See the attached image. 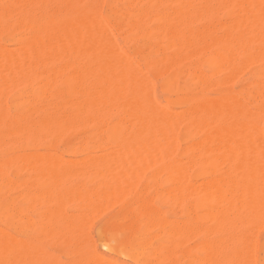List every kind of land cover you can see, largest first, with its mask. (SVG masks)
I'll return each mask as SVG.
<instances>
[{
	"label": "bare ground",
	"instance_id": "obj_1",
	"mask_svg": "<svg viewBox=\"0 0 264 264\" xmlns=\"http://www.w3.org/2000/svg\"><path fill=\"white\" fill-rule=\"evenodd\" d=\"M82 1H86L85 6L80 8L78 6V3L82 2ZM100 1L102 2V0H29V1L26 0V2L23 3V1L22 2H19V1L15 2L12 0H0V15H2L3 17H6V19H8V20L13 15H15L16 16L15 19L18 20L17 23L19 21L25 23L27 28H28V31H29L28 36L25 39H22L21 41H19V44H21V46L16 44V46H19V47L18 48H12L15 50H11V48L9 49L5 45L0 44V82L5 85V86H3L4 89L6 90L5 87L8 86L9 81L14 79L15 76L20 78L19 80L18 79H16V80H17V82L20 81L22 84L24 82H26L28 78H35V77L39 78V76H40V78L42 77L44 79V80L41 79L44 82L43 81L39 82L40 84L43 82L42 86H40L38 84L39 88L43 87L44 83H45V86H46L45 88L48 91H50V89H52V87L51 88L49 87V86H51L50 83H52V82L56 83V81L58 80L57 82L60 81L61 84L58 87V89H56L55 95H57V96L59 95L60 97L62 96L63 97V103L67 102V103H69L68 105H70L69 109H61L58 107L57 108L51 107V109L46 110L43 113H41V111H40L41 115H39V116L35 115L36 117L31 116L32 114L31 115H28V114L24 115L23 119H22L23 124L18 126V124H16L14 119L10 120L8 118L7 112L4 111V109L2 108L5 106V105H3L4 101H2L3 106L2 107L0 106V137L8 131H11V132H8V134L10 133L9 136H12V135L14 136V134H13L14 130L19 131V129L22 130L21 131L22 135H20V136L23 137V134H25V133H26L25 135L30 134V133L34 134L32 132V130L38 129V131H39V128H41L42 131L46 130L49 133H52V131H57L61 128H66V127L72 128L75 126L81 127L83 124L78 125L79 118L84 117V116L90 117L94 121L99 120L102 122V120L105 118H102V117L100 118V116H101V114L103 115L104 112L100 113L101 110H99V109L108 108L109 112L111 114V109L115 106V108H113V111H114V109H119V111L124 109L122 112H125L124 114L119 115V117L116 116L117 119H115V120L112 119L111 121H114V123L112 124V122H111L112 125L111 126L108 125L109 126L108 129L106 128L107 129L106 132L108 133V138H107L106 144H104L106 140L104 141L103 144L105 147L109 148V152L107 150L104 151V149H103L104 152L102 154H100L101 157H97V156H99L97 154H96V156L95 155L90 156L87 153V157L85 154V157H84L85 159H83V160L81 159V161L78 160L79 162H77V160H74V161L72 160L73 162H75V163H73L71 161V159H67V161H65L66 159H63L62 162L65 161L64 163H61L60 165L56 164V166H55L54 163L49 162V160H47V159L46 160L49 163L47 164V162H46V164H45L44 162L46 160L45 159L42 160L43 158L42 159L38 158L39 162L42 161V163H36V162H38V160L37 161L35 160V158L37 159V157L33 156L32 154H30V155L28 154L29 156L32 155V158L29 159L30 164L27 163L25 165L30 167V165L35 163L32 166L33 173L38 178L39 177L42 178L48 185L46 187H49V188H46L47 189L46 191H43V192L37 191L38 193H40L38 195L35 191L34 192L35 196L34 195L33 196L36 199L38 197H41L42 199L40 198L39 200H41L43 202V204H44V200L46 201L45 203H47V204H48V202H52L51 208L44 209L42 207L44 214H45V210L47 211V218H46V216H44L43 213H38L39 217L41 214H43V218L45 217L47 219L45 224H44L45 226H43L41 224V226H43V227L42 228L39 227V230L40 231L42 230L43 234H46V233L47 234H58V233H63V231H64L65 233L68 232V235H69V233L72 230L73 231L75 230L74 229L75 226L77 224L79 225V223L81 224L80 228H79L80 231L83 230L81 228V226H83L84 224L81 223V220L83 218L84 213L86 216V211H87V213L89 212L90 215L92 214L91 216H89L87 214V217H89V219H92L93 217H95L93 215L94 212L93 213L91 212L93 207H94L93 211H95V206H97V204L100 205V208L101 207L103 208L106 204V200H109L110 202L109 201H107V202H109V205L110 204L112 205L113 204L112 200H115V198L110 200L109 197L113 198L116 196L118 198V197L123 195L122 192L130 193L128 191V189H130L129 187L131 186V190L133 189V184L135 183L134 182L135 178L139 177L141 175V173H143V170L145 169L144 167H146V165L152 166L153 164H158V165L160 164V166L164 170V174L166 173L165 175L170 180V181L169 180L168 181L169 182L172 181L173 187L171 186V188L170 187L168 188V189H171V192H169L170 194H172V196L170 195L171 197L168 196L169 193L164 194V191H162V190L161 191L163 194H159V196L162 195V198H163V196L166 195V198H170V201L172 200V197L177 199V201L175 200V204H174V205H176V207L178 205V203L176 204V202H181V200L185 202L188 200V202H186L188 204V208H187L188 210L191 209L192 206H195L196 208L204 206L207 208V210H203L202 212H204V211H207V212H204L203 214H199V213H202V212H200L201 211V209H200L199 212H196V214L194 213L195 217H192L191 219H189L185 223L183 221L184 224L181 221H176L177 223L178 222L182 223V227L180 225H177V223L174 224V221H172L173 219L172 220L170 219L172 223H170V221H168V223H170V227L168 226L169 227V228L167 227L168 230L167 229H166L167 231L165 230L166 233L168 234V237L166 239L162 240L160 242L159 246H157L158 250L157 251L155 250V252L157 253L159 258H164V260L166 259V260L170 261V263L174 262V254L176 253L177 249H179L178 247L180 246V244L183 240L182 239L180 241V239L182 237L183 238L187 237V235L191 232L190 231L187 233V230H190L194 225H200V227H201L202 225H204L203 221H205V220L207 221V219H209V221H210V219L211 220L213 219L214 221L212 220L211 222L217 223L218 226H216V225L215 226L220 228V231L218 230V232H222V233L224 231L226 232V235L224 232V236L227 237V238L224 237L225 240L229 239V237L227 236V232L230 233L229 232L230 228L233 229L238 225L240 226V224H244L243 222H245V221L248 222L247 223L248 228H247V226L243 227V228H247L248 229L247 232L249 231V229H251V232L249 231V233L251 234L252 230H253L252 228H255L253 226H256L258 224V222H257V221H259L258 219H260V221L262 222L261 219H262V217H264L263 216L264 215V213H263L264 212V133L261 130V127H262L261 121L263 119L258 118L261 120V121L259 120L260 125L259 126L256 125V124H259V123H257L258 122V120L256 119L257 117H255V115L257 116V114H255L256 111L254 112V109H253V111H251L252 109L250 110L246 106L247 104H245L244 101H241L242 98L241 99H240V97L238 98L237 97L238 94L236 96H234V93H232V92L231 93L233 95L227 94V93L226 94L222 93L223 94V95L221 94L222 96L220 95V97H219V95L217 94L218 98H215V97H217V96H215L212 99H209L210 97L207 99H206V97L197 99L196 97L191 96V95L188 97H186V96L184 97V96L179 95V97H175L174 99H173V97H170L171 98L170 100H172L173 103H177L178 105L184 104L183 107L185 108V106H186L187 108H186V110H182L183 112L181 111V113H179V112L175 113L176 111H174V110L171 111L170 110L171 108H170L169 111L171 113H165L164 111L167 110L168 107L166 105L160 103L159 101H157L151 92L153 89V88L151 89V87L153 86L152 85L153 81H151V78H149L147 76V74H145L146 76L145 75L141 76L139 74L135 75L133 73V71L130 72V70L138 68L139 69V70L137 69L138 71H143L142 69H140L138 67L137 61L141 62L146 67L150 66V68L152 65H154V64L158 65L160 63L161 65H164V71H170V70L174 71V72L171 71L172 73L169 72V75L167 74V76L162 78L163 81H162L161 85H163L165 88H167L171 91H174L176 93H178V92L183 93L184 91H187V90L191 91V90H193V88H191V85L189 86L188 84L179 83L180 75H183L184 73L182 74V72L185 71V69L183 71H181L182 68H184V66L183 67H181V66H182L183 62H186V60H188L190 58H194V56H196V54H197V57L199 58L198 53H200V52H201V54L206 53V52L202 53V51L206 50V49L205 50L202 49L203 45H204V48H206V46H208L207 53L209 52V47H212L213 49L218 48L217 50H219V52H216V49L214 51L213 50L211 51L212 55H213L212 52H214V53L216 52L218 54V56L215 58L213 57L212 59L210 58L211 64H213V66L217 69L220 68L217 71L219 72L221 70L222 66L220 67V64L225 65L227 69L231 70V71L229 70V72L228 71L227 72L228 73L231 72L233 77H235L236 75L234 76V72L238 69L236 66L240 63V61L244 60V57H243L244 55L249 53L250 54L249 60L250 59L254 60L257 58L256 56L258 53H253L256 55L255 56L256 58L253 57L254 55L252 54V52H254L255 49H253L252 52H250L251 51L250 48H252V47L255 48L257 45L258 51H256V52H259V54L263 55V53H260L261 49L259 50L258 48L264 49V0H134L135 1L134 4L137 3L139 5L136 6L134 12L131 11L132 13L130 14V17L126 20L125 19L122 20L123 19L122 16L125 17V14H124L125 12L123 13V12L116 10L118 7L116 9H112L110 7L111 10L108 12V16L110 15L109 18L112 17L114 26L116 27L117 30L121 31L123 34H126L127 32L128 33H136L137 36L140 35V36H142V38L143 37L145 38V37L151 35L154 37H160V39H163V41H165L164 46L171 48L172 52L170 50V52H171L170 55H168V54L167 55L163 54V56L161 55L162 57L159 58V60L157 59L158 61H154V60H152L153 59L152 57H151V59H149V57H148L150 52L152 53L153 51H156L153 48V47H155L152 45L153 43H151L152 47L149 46V44L147 45L145 43H143V45L140 47L135 46V51H134L135 56L134 57H136V60L131 59L122 50V48L116 44V42L113 39L114 38L113 32L108 27L107 23L105 22V19L100 15V10L97 7V5ZM119 1H117V2H119ZM127 1H129V0H127ZM101 4L102 3H100L99 5L101 6ZM169 4L170 5L171 4H177L176 9L175 8L174 9L172 8V10L169 9V7H168ZM106 5H105V7H106ZM116 5H118V4L116 3ZM153 5H154V7H152ZM4 7H7V8L4 9ZM33 7H38L40 9V10H38V12H39L38 14H33V12L28 13L30 11L29 9H31ZM107 8L109 9L108 6H107ZM113 8H114V6H113ZM216 8L220 9L219 11L223 10L224 12L226 11V12L233 13V15L234 14L236 15V13H237V17L235 16L236 19L235 20L232 19V22H231V19L228 18V22H230V23H227V21L223 22V19H222V21L218 19L219 22H218L217 26H215V25L213 26L212 25L213 22L211 23L212 26H210V24H208V23H210L212 20H209V19L210 18L212 19V17L219 14V13L215 14ZM24 9L29 10V11L24 12ZM103 10H105V9H103ZM149 10H153L154 12L152 15H154V17L157 18V20H158L157 22H159V20L161 22V26L160 27L158 26V31L157 32L154 31L155 34L146 32L147 30H145L142 27V23H143V21H145L144 18H145V16H147L146 14H147V12H149ZM219 11H217V12H219ZM129 12H130V10H129ZM12 13H15V14H12ZM105 14L106 13H104V15ZM149 16H151V15H149ZM106 17H107V15H106ZM198 17H202V19H199ZM146 18L150 21L148 16ZM196 18H197V21L205 19V22H208L206 28L199 30L196 28L199 25L195 26L196 29L194 27H192L193 26L192 23H193V21H195ZM3 19L5 20V18H3ZM147 19H146V21H148ZM207 19L209 21H206ZM213 19L215 20L216 17ZM215 23H216V21H215ZM8 24L9 23H2V22L0 23V33H3V32L6 33L7 32V34H8V32H9L8 31L9 30ZM204 25H206V24H204ZM148 29H150V28H148ZM155 29H157V27H155ZM10 33L8 35H10ZM7 36H4V39ZM133 36L132 37L130 36V38H133ZM140 36H139V38H140ZM20 37H17V40ZM13 38H14V36H13ZM128 38L129 37H127V39ZM10 39H8V40L10 41ZM12 40L14 41L15 39H12ZM155 40H159V39L156 38ZM143 41L144 40H142V42ZM127 43H129V42H127ZM158 43H160V42H158ZM162 43H164V42H162ZM254 43H256L255 46H254ZM137 44H139V42H137ZM155 44H156V42H155ZM3 46H5L6 48ZM159 49L160 48H157V50H159ZM201 49H202V51H201ZM238 49H242L244 52H245V50L247 52V49H249L250 51L245 53L242 56V60H241V57L239 60V58L234 54L235 51L236 52L238 51ZM242 50H240V51L243 52ZM130 51H132V50H130ZM263 52H264V50H263ZM207 53L205 56H207ZM240 53H238V55ZM161 54H162V52H161ZM201 54H200V57H201ZM241 54H243V53H241ZM208 55H210V53H208ZM262 55L260 56V58L258 57L256 60L260 59L259 62H261V60L264 61L263 60L264 58L261 59ZM205 56H203V57H205ZM246 56H248V54ZM67 57L71 58V60H72L71 63H69V61L67 62L68 64L63 62L64 59H66V60L69 59ZM158 57H160V56H158ZM203 57L201 58L203 60V62H205L204 60L207 61L209 59L208 57L207 58L205 57L206 59L205 58L203 59ZM248 57H246L245 61H247ZM251 57L254 59H252ZM61 60H62V63H61ZM250 61L249 62L247 61L246 64H243V66L244 65L246 66L248 63H250V64H248V66L251 65V63H256L255 61H251V62ZM208 62H206V63H208ZM210 62H209V64H210ZM215 63H217V65ZM243 63H245V62H243ZM160 64L157 67H160ZM53 65L56 66V68L52 67L53 69L52 68L49 69L50 66H53ZM195 65L196 64L193 63V65L191 66V68L193 70L192 71L189 70L191 73V75H189L190 77L188 76L189 79L193 80V82H195V81L201 82V83L205 82L201 76L202 74H200V72H202L201 71L202 69L200 71L197 70V72H196V66ZM218 65H219V67H218ZM243 66H242V68H243ZM214 67H213L214 70L213 69L210 70V72H209L210 75H211V73L215 72ZM238 67H240V66H238ZM161 68L158 70L159 71L158 74L163 75L164 72H163V69H162V72L160 71ZM223 68H224V66L222 67V69ZM263 68H264V66H263ZM234 69H236V70L234 71ZM212 70H213V72H212ZM259 70H261V69H259ZM217 71L215 73H217ZM222 71H224V70H222ZM239 71H240V69L238 70V72ZM256 71H254V72H256ZM151 72H152V70H151ZM155 72L157 73V69L155 70ZM260 72H262V71H260ZM36 73H38V75H36ZM207 73H208V71H207ZM235 73H237V72H235ZM259 75H261V74H259ZM262 77H264V75H262ZM21 78L23 79L22 81H24V82L21 81ZM38 78H37V80L39 81ZM145 78L148 81H146ZM260 78H261V76H260ZM220 79H221V77H220ZM228 79H227V81H228ZM251 80H253V79H251ZM251 80H250V83L252 82ZM15 81H13V82L15 83ZM28 81L30 83H27V82L26 83L28 85L30 84L29 86H33L32 83H35L34 79H33V81H31V79ZM258 81H260V80H258ZM262 81H264V80H262ZM20 82L18 83V85L21 84ZM150 82L152 85V86L150 85L151 87L148 84ZM186 82H188V81H186ZM255 82H257V81H255ZM1 83H0V85H1ZM12 83H10L11 86H12ZM14 83H13V87L15 86L16 89H18L22 86V85H20V87L16 86L17 84L16 83L14 84ZM25 84L23 86H26ZM52 84H54V83H52ZM210 84H211V82H210ZM213 84L214 83H212V85ZM28 85L26 87H29ZM35 85L37 87V83ZM193 85H195V84H193ZM205 85L207 87V82ZM258 85L259 84H256V86H258ZM208 86H210V85H208ZM3 87L0 88L1 89L0 90L1 95L3 92L7 95L8 92L12 91L11 89L9 90V88H11V87L8 86L9 91L6 93L7 90L5 91L3 89ZM13 87H12V89L16 90ZM33 87H35V86H33ZM206 87H203V88L205 89ZM247 87H249V86H247ZM39 88H37V92H38ZM216 88H219V87H216ZM29 89H31V88H29ZM42 89H44V88H41L40 91ZM252 89H254V88H252ZM2 90H4V91H2ZM20 90H22V87L20 88ZM34 90H36V89L34 88ZM46 90L44 89V91H46ZM215 90L218 91L217 89H215ZM196 91H198V90H196ZM233 91L235 92V90H233ZM247 91H248V89H247ZM35 92H34V94H35ZM39 92H38V94H39ZM253 92H255V91H253ZM43 93H41L40 95L43 96ZM200 93H203V92H200ZM245 93L246 92H244V94ZM250 93L251 94H247L248 95L247 98H250V97L251 98L252 97L257 98L258 96H260V98L263 97L264 96V82L261 83V88L258 89V91H256L255 93H252V92H250ZM15 94H17V93H15ZM15 94H12L13 96L10 95L9 97L12 99V98H14ZM239 94H241V92H239ZM20 95H21V93L17 96H20ZM22 95H24V94H22ZM168 96L169 95H167L166 97H168ZM199 96H200V94H199ZM243 96H245V95H243ZM4 97L2 98V100L4 99ZM46 97H48V95ZM23 98L25 99V97H23ZM251 98H250V100H251ZM45 99H47V98H45ZM164 99H167V98H164ZM167 100H168V102L172 103L171 101H169V97ZM0 101H1V99H0ZM14 101L16 102V100H14ZM14 101H12L14 104L12 102L10 103L12 105L9 104L10 106H12V108H14V106L17 105ZM18 101H19V99H18ZM23 101H25V100H21V102H23ZM260 101L256 100V102H258V103H260ZM44 103H45V101H44ZM53 103L55 105H57L55 103V101ZM103 105H104V108H102ZM105 105H108V106H105ZM111 105H112V107H111ZM254 105L257 106V103L253 104V106ZM262 105L264 106V104H262ZM20 106H21V104H20ZM18 107H19V103H18ZM110 107H111V109H110ZM16 108H17V106H16ZM258 108H259V105H258ZM18 109L14 108L13 110H18ZM38 109H39V107L36 108V110H38ZM261 109H263V108H261ZM105 110H107V109H105ZM248 110L251 111L250 112L251 114L249 113ZM116 111H118V110H115V112ZM259 111H257V113ZM262 111H264V110H262ZM21 112L25 114V112H23V111H21ZM115 112H113V113H115ZM118 113H120V112H118ZM259 113L261 114V112H259ZM106 114H108V115H106ZM106 114H104L103 117H105V116L110 117L108 112ZM260 114H259V116L262 117ZM253 116L255 117L256 121H254ZM16 118H19V117L17 116ZM91 119H90V122H91ZM84 120H86V122H87V119H84ZM82 121H81V123H82ZM97 121H96V123H97ZM182 121H183V123H184V121L187 123L188 127H185V128H187V129L189 128V129H191V131L203 130L202 133H204V135L201 133L203 135L202 136L203 140H202V137H201V135H199V131H198V134H197V135H199L198 136L199 141L197 140L198 142H196V140L194 142L193 139L191 140L189 138L191 140V142L192 141L194 142L193 144L190 143L191 144L190 148L188 147V149H191L190 153L192 152L193 154L191 153L192 156L189 157L191 155L189 153L190 154L188 156L189 160L188 159H186V160H187V162L188 161L194 162L197 166L196 168H193V167H195L194 165H193V167H191L192 165H189L192 162L187 163L188 166H190V168H189L190 170H191V168L195 169L194 172L192 171L193 172L192 174L189 173L190 170L188 171L187 164H185L186 167L184 166V164H182L185 157H187V156H185L183 160L180 159V160H182V162H181L177 158L178 154H176V148H177L176 144L178 145V143H177L178 133H179V131H181L180 135L181 134L183 135L184 132H186V131H184L182 133V131L184 129L179 130V124ZM101 122H99V123H101ZM106 122H108V121H106ZM96 123H94V124H96ZM99 123L97 126H102V124L100 125ZM102 123L105 124L104 121ZM186 123H185V126H186ZM92 124H93V122H92ZM180 128H181V126H180ZM182 128H184V127L182 126ZM90 131L91 130H88V132H90ZM34 132L36 133L35 130H34ZM17 133H19V132H17ZM184 135L187 136L186 134H184ZM16 136H18V135L16 134L15 138H16ZM29 136H31V135H29ZM85 136L86 135H84V137ZM179 137L181 138L182 136H179ZM6 138L9 139L8 135ZM181 139H183V138H181ZM12 141H14V139ZM6 142H4V143L7 144L8 142L7 143ZM101 142H103V141H101ZM87 145H89V144L87 143ZM90 145L92 146V143ZM85 147H87V146H85ZM188 149H186V151ZM3 150H4V148H3ZM3 150L1 151V153L4 152ZM82 150H83V148H82ZM179 150L177 152H179ZM75 151H77V150H75ZM86 151H88V150H86ZM186 151L183 150V152H186ZM105 152H107V154ZM76 153H78V152H76ZM104 153H105V155H103ZM89 154H92V153H89ZM179 154L182 155V151ZM28 155L25 154V156H28ZM53 155H52V153H51V155L49 154V156H51V159H58V158L61 159L62 158L61 156L57 157L56 155H58V154L53 153ZM17 157L19 159L20 156H17ZM25 159H27V158L25 157ZM68 160H70V161L68 162ZM26 161L28 162V160H26ZM8 163L9 162L6 160L0 162V222L7 227L14 228V231L16 230V231H22L23 232V230L26 229L27 227H29L31 224L25 223L24 221L22 222L19 219L21 217L17 216L18 214H17V210L15 209V206H14L15 204L13 203V199L8 198L7 197L8 194H7V196H4L2 194V191H5V188L10 187V185H9L10 182L5 177V174H7V173L4 172V168L6 166H8ZM50 163H52V164H50ZM221 163L224 164V167H226V165H227V169L222 166L223 168L222 169L220 168L222 171L218 170V168L221 167L220 165H223ZM15 164L17 165V163H15ZM218 165H219V167H217ZM11 166H12V164H11ZM22 167H24V166L22 165L21 167H19L20 171H21ZM154 167H157V165H155ZM15 168H17V167H15ZM26 168H28V167H26ZM137 168L139 169V171ZM158 169H159V166H158ZM158 169H156V170L158 171ZM29 170H31V169L28 168L27 171H29ZM140 170H141V172H140ZM163 170H162V172H163ZM20 171H19V173H20ZM157 171H155V172L157 173ZM17 172H18V170H17ZM87 173H89L90 175L93 174L94 176L98 177V179L102 178L103 181L101 182V179H99V181H97L98 184L97 185L95 184L96 186L94 185V187H86V186H83L82 184H80L79 182L70 183V184H64V182H63V179H65L66 177H69V176H72V177L75 176L76 177L77 175L83 176L84 174H86V176H88ZM156 173H155V176L157 178L158 174H156ZM153 174H154V172L150 175L151 180L153 179L152 178L154 176ZM197 175H198V177L200 175H203L205 178L207 177V180L205 179L203 181V183H201L202 180L200 178L199 183L197 184V182H196L194 184L193 181L192 182L190 181V178L191 177H197ZM167 177H165V179ZM69 178H71V177H69ZM89 178L93 179L94 177L93 178L89 177ZM156 178H154V179H156ZM139 179H140V177L136 180H139ZM31 180H33V179H31ZM89 180L87 181V183L89 182ZM10 181H11V179H10ZM44 181H42V183H45ZM142 182H143V179H142ZM155 182H156V180H155ZM152 183H153V181H152ZM157 183H158V181H157ZM10 184L12 185V182ZM161 184H162V182H161ZM196 184H197V186H196ZM36 185H39V184H36ZM153 185H155V184H153ZM147 187H149V186H147ZM154 187L156 189V186H154ZM126 191H128V192H126ZM168 191L166 190L165 192H168ZM143 192H144V190H143ZM157 192H159V190ZM157 192L155 193L153 191L154 194H157ZM14 194L15 195H12V196L17 195L16 193H14ZM9 196H10V194H9ZM73 196H77L76 197L77 201H78V198H79V200L80 199L82 200V202L84 203V204L82 203L83 204L82 208L84 206H87V208L91 207L89 209L90 211L86 210L83 213V215H80V214L77 215L76 214V217L77 216L80 217V218L78 217V219L80 221V222L78 221L79 223L78 222L75 223L76 221L74 222V220L72 221V220L68 219V217L65 218L66 214H64L65 216L62 215L60 210L58 209V206L61 207L60 203L64 199H65V201H63V203L64 202L66 203L67 202L66 198L70 199L69 197H73ZM125 196H126V194H125ZM159 196H157V198ZM28 198L26 197L27 200H28ZM98 198H100V199H98ZM101 198H103L104 201H101V200H103ZM105 198H106V200H105ZM157 198L155 197V199H157ZM166 198L164 196V199H166ZM32 199H34V198H32ZM97 199L100 200L99 202H102L103 204L102 203L99 204V202L97 203ZM160 199H157V200L159 201ZM189 199L190 200L195 199V200L189 201ZM29 200H31V197L29 198ZM125 200H127V199H125ZM21 201H23V200L21 199ZM41 201L36 200L35 203H39ZM69 201L74 202L75 200L74 201L69 200ZM77 201H75V202H77ZM144 201L148 202V200H144ZM149 201H150V199H149ZM162 201H163V199H162ZM162 201H161V203L163 205L170 202L169 200L167 202H164V203ZM75 202H74V204H76ZM139 202H142L141 199ZM29 203H32V201H29ZM29 203L26 205L29 206ZM53 203L58 205V206H55L57 208L53 207ZM78 203H77V205L79 206L81 203H79V204ZM134 203H137V202H134ZM173 203H174V201L172 202V204ZM94 204H95V206H94ZM141 204H143V203H141ZM26 205H25V207H27ZM107 205H108V203H107ZM123 205H124V203H123ZM169 205H170V203H169ZM73 206H75V205H73ZM120 206H122V204ZM120 206H119V208H120ZM137 206H138V204H137ZM105 207H107V206H105ZM122 207L124 208V206H122ZM135 207H136V204H135ZM84 208L86 209V207H84ZM107 208H105V209L107 210ZM169 208H171V207H169ZM196 208H194V209H196ZM60 209L62 210V208H60ZM97 209H98V206L96 207V210ZM137 209H138V207H137ZM166 209H168V207ZM202 209H203V207H202ZM233 209H235L236 212L238 211L237 213H239V215H240L239 217L243 221L242 223H241V219H239L240 223L238 222V224H235L233 222V221H235L234 218H236V220L239 218V217L237 218V216L235 217V212H234L233 216L228 215V212H230ZM42 210H41V212H42ZM83 210L81 209L82 212H83ZM98 210H97L98 213H99V211H102V210H99V211ZM115 210H117V208ZM122 210H124V209H122ZM140 210H142V213H146L149 215H151V213L153 212L152 209L147 204L140 206L139 211ZM154 210H156V209H154ZM188 210L186 212L189 213L188 215H190V212ZM35 211H36V209H35ZM38 211H40V209H38ZM124 211H123V213H124ZM134 211H135V209H134ZM161 211H162V209H161ZM172 211H174V210H172ZM25 212H26V210H25ZM177 212H175V213H177ZM186 212L185 213L183 212L184 213L183 215H185ZM194 212H195V210H194ZM27 213H29V212H27ZM27 213L25 215H27ZM64 213H67V212H64ZM130 213H131V211H130ZM153 213H155V211ZM175 213H173V214H175ZM38 214H36V215H38ZM230 214H231V212H230ZM260 214L262 215V217ZM69 215H71V214H69ZM95 215H96V212H95ZM177 215H178V213H177ZM188 215H187V217H188ZM155 216H156V214H155ZM173 216H175V215H173ZM257 216H258V219L256 218ZM90 217H92V218H90ZM127 217H129V216H127ZM187 217H186V220L188 219ZM230 217L231 218L234 217V218H232L233 221L230 219ZM70 218H71V216H70ZM118 218H120V217H118ZM163 218H165V217H163ZM163 218L161 219V221L163 220ZM243 218L245 220H243ZM246 218L249 220H247ZM24 219L29 220L28 218H24ZM24 219H22V220H24ZM86 219L87 218H84L83 220H86ZM89 219H87L88 223H90ZM116 219H117V217H116ZM150 219H152V217ZM135 220H136V218H135ZM155 220L158 221V219H155ZM175 220H177V219H175ZM253 220H256V221H254L255 223H253ZM263 220H264V218H263ZM87 221H83V222H86V224H88ZM159 221H160V219H159ZM250 221H252V223H253L250 225H253V226L249 225ZM116 222H119V220H116ZM144 222H146V221H144ZM235 222H237V221H235ZM261 222L259 223V225L261 224ZM124 223L125 222H123V224ZM35 224H36V222H35ZM86 224H85V227L88 228L89 225L86 226ZM141 224L143 225V223H141ZM234 224H235V227L231 226ZM78 225H77V227H78ZM145 225H146V223H145ZM162 225H164V226L166 225V219L164 221V224L161 223L160 226H162ZM167 225H169V224H167ZM219 225H222L223 227H220ZM226 225H229L230 227L225 228ZM54 226H56V228H54ZM124 226H122V227H124ZM114 227H116V225ZM117 227H119V226L117 225ZM195 227L196 226H194V228ZM203 227L204 226H202V228ZM71 228H72V230H71ZM197 228H198V226H197ZM206 228H207V226H206ZM243 228L240 227L238 229H240V232L243 233L242 230L246 231V229H243ZM79 229L76 228L77 233H76V231L75 232L72 231L73 234L76 233L73 236L75 238V240H77L75 236L78 235ZM105 229H107V228H105ZM120 229L122 230L121 227H119V230ZM205 229H203V230L205 231ZM214 229H216V228H214ZM214 229L211 230L210 232L214 231ZM238 229H234L233 232L238 230ZM36 230H38V229L36 228ZM123 230H122V232H123ZM159 230H160V227H159ZM195 230H194V232L197 231V230L196 231ZM198 230H199V228H198ZM200 230H202V229H200ZM84 231L85 230H83L82 232H83V234L86 235V233H84ZM126 231H127V229H126ZM230 231H231V233H233L231 229H230ZM82 232H81V234H82ZM104 232L108 233L107 231H104ZM161 232H162V230H161ZM185 232L187 233V235L185 234ZM206 232H208L207 229H206ZM247 232H245V233L248 234ZM245 233H243V234H245ZM254 233H255V229L253 230V234ZM99 234H100V232H99ZM112 234H114V233H112ZM163 234H165V233H163ZM184 234L186 236H183ZM144 235H145V233H144ZM232 235L230 236L229 240L231 241L234 239L235 241H232V243L228 241L229 246H231L230 243L232 244V246L230 248H229V246H227V243H225V242H227V240L224 242L223 238H219V239L217 238L218 240L216 239L214 241H211L210 238L209 239L205 238V239H208V241L204 239L203 240L204 242L199 244L200 248H199V246L197 248L198 250L200 249L204 252V256L202 255L203 256L202 258H198V257L194 256L190 252V250H187L186 248H185L186 250L181 249L182 250L181 253L178 252V254L182 255V257L186 261V264H198L200 262H202V264H216L217 261L219 259L222 260V258L224 257L223 255L226 256L227 253L228 254L232 253V257H230V259H228L227 256H226V258H223V260L225 262L228 259V261L231 264H254V263H256V261L260 257L257 258L256 254H255V243L253 242L254 237L251 235L252 240L250 241L247 238V235H246L247 240L245 239V235L240 236L241 239H242V237H244L242 240L239 239L240 238L239 236L236 237L234 235L235 237L233 238ZM78 236H80V234ZM137 236H138L137 234L136 235L134 234V236H131L130 238L126 239L125 241H121V242L114 243V244H111L109 242V243H107V245L109 246L110 249L115 250L122 255L130 257L134 261L142 259L147 264H153V262L149 261L150 259L147 260L146 254H145L146 250H148L147 247L150 244L149 240H147V237L149 238V236H147L146 239H142V238H139ZM180 236H182V237H180ZM249 236L250 235H248V237ZM82 237H84V236L82 235ZM221 237H223V235ZM251 237H249V238H251ZM74 238H73V240H74ZM109 238H110V236H109ZM121 238H123V237H121ZM125 238H126V236H125ZM84 239H86V236ZM84 239L82 238V240H84ZM104 239L105 238L102 237V240H104ZM244 239L246 240V242ZM240 240L241 241L244 240V241L240 242ZM52 242L53 241H51V243ZM73 242H75V241H73ZM89 244H91V243H89ZM78 245H79V243H78ZM50 246H52V245H50ZM226 247H228L230 249V250L228 249L229 252H227V253L224 252L223 255H221L222 251H224L223 249ZM39 248L40 247H39L38 236L36 237V236L31 234V235L26 236L25 238L20 237V236L16 237L13 234L12 235L9 234V232L7 233L6 230L4 231L3 228L0 229V264H52V262H53L51 259L52 256L50 258L49 256H45L46 253L45 254L43 253V255H44V257H43L42 252H41V255H42L41 256L40 251L42 249L40 248L41 250H39ZM73 248H74V245H73ZM231 248H232V250H231ZM155 249H156V247H155ZM262 249H263V247H262ZM67 251H69V250H67ZM151 251H149V252L152 254ZM231 251H233V252H231ZM64 252L62 253L63 255H64ZM73 253H75V252H73ZM60 254H61V252H60ZM63 255H61V256H63ZM153 255L155 257L156 254H153ZM218 255L221 256L222 258L220 257L217 259ZM68 256H70V255H68ZM262 257H264V256H262ZM84 258L81 262L80 261L79 262L82 263L85 260L86 262H83L85 264H89V262H91L92 264H102L103 262L107 261L109 264H116L115 260L106 258L105 256L98 255L95 252L93 254L85 256ZM179 258H181V257H179ZM151 259H152V257H151ZM263 260H264V258H263ZM167 262H165V263H167ZM219 262H221V261H218V263ZM260 264H264V261Z\"/></svg>",
	"mask_w": 264,
	"mask_h": 264
},
{
	"label": "rangeland",
	"instance_id": "obj_2",
	"mask_svg": "<svg viewBox=\"0 0 264 264\" xmlns=\"http://www.w3.org/2000/svg\"><path fill=\"white\" fill-rule=\"evenodd\" d=\"M12 1H19V2H22L23 1V3L24 2H26V0L24 1V0H12ZM27 1H29V0H27ZM110 1V2H109ZM117 1H119V0H102V2L100 1L99 3H98V5H97V7H98V9L100 10V15L105 19V22L107 23V25H108V27L110 28V30L113 32V39H114V41L116 42V44L119 46V47H121L122 48V50L131 58V59H134V60H136V57H134L135 56V53H134V51H135V46L136 47H140V46H142L143 45V43H145V44H149V46H151L152 47V45L153 46H157L156 48L155 47H153L156 51H153L152 53L150 52L149 53V55H148V57H149V59H151V57L153 58L152 60H154V61H158L159 60V58H161L162 56H163V54H168V55H170L171 54V52H172V49L171 48H168V47H165L164 45H165V41H163V39H160V37H154V36H147V37H143L142 38V36H140V35H138L137 36V34L136 33H126V34H123L121 31H119V30H117L116 29V27L114 26V23H113V19H112V17H110L109 18V16H108V12L111 10V8L112 9H116L117 7V9L116 10H118V11H120V12H125L124 14H125V17H123L122 16V20H126V19H128L129 17H130V14L132 13L131 11H133L134 12V10H135V8H136V6H138L139 4H134L135 3V1L134 0H129V1H127V0H120L119 2H117ZM127 1V2H126ZM131 1V2H130ZM133 1V2H132ZM85 2L86 1H82V2H79L78 3V6L80 7V8H82L83 6H85ZM100 3H102L101 4V6L99 5ZM116 3L118 4V5H116ZM129 3V4H128ZM83 4V5H82ZM107 4V5H106ZM5 5V4H4ZM105 5H106V7H105ZM110 5V6H109ZM112 5V6H111ZM126 5V6H125ZM130 5V6H129ZM176 5L177 4H169V9H171L172 10V8L174 9H176ZM107 6L109 7V9L107 8ZM113 6H114V8H113ZM101 9H100V8ZM105 7V8H104ZM111 7V8H110ZM152 7H154V5L152 6ZM171 7V8H170ZM5 8H7V7H4V9ZM122 8V9H121ZM132 8V9H131ZM178 8V7H177ZM33 9V10H32ZM35 9V10H34ZM103 9H105V10H103ZM127 9V10H126ZM153 9V8H152ZM218 8H216V13L215 14H217V13H219V14H217V15H213L214 17H212V19L210 18L209 20H212L210 23H208V22H205V19H203V20H199V21H197V18L195 19V21H193V26L192 27H194L195 28V26H198V27H196L197 29H199V30H201V29H203V28H206V26H207V23L208 24H210V26H217V24H218V19L219 20H221L222 21V19H223V22H226L227 21V23H230V22H228V18H230L231 19V22H232V19L233 20H235L236 19V17H237V13H236V15L234 14L233 15V13H230V12H224L223 10L222 11H219L220 9H218ZM30 10V11H29ZM29 10H26V9H24V12H28V13H32L33 12V14H38L39 12H38V10H40L38 7H33V8H31V9H29ZM108 10V11H107ZM129 10H130V12H129ZM217 11H219V12H217ZM153 10H149V12H147V16H148V18L150 19V21L146 18L147 16H145V18H144V20L145 21H143V23H142V27L145 29V30H147L146 32H148V33H152V34H155V32H157L158 31V26L160 27L161 26V22H160V20H159V22H157L158 20H157V18L156 17H154V15H152L153 14ZM237 12V11H236ZM104 13H106L105 15H104ZM221 13V14H220ZM235 13V12H234ZM12 14H15V13H12ZM226 14V15H225ZM106 15H107V17H106ZM149 15H151V16H149ZM218 16V17H217ZM228 16V17H227ZM236 16V17H235ZM239 16V15H238ZM2 17V18H1ZM13 17V18H12ZM9 20L8 19H6V17H3L2 15H0V23L2 22V23H9L8 24V27H9V32H8V34L10 33V35H8L7 34V32L5 33V32H3V33H0V44H2V45H5L6 47H8L9 49L11 48V50H15V49H12V48H18L19 46H21V44H19V41H21L22 39H25L27 36H28V34H29V31H28V28H27V26H26V24L25 23H23V22H18L17 23V21L18 20H16L15 19V15H13ZM216 17V19L214 20L213 18H215ZM3 18H5V20L3 19ZM199 19H202V17H198ZM110 21H109V20ZM146 19L148 20V21H146ZM229 19V20H230ZM8 20V21H7ZM155 20V21H154ZM208 19L206 20V21H209ZM215 21H216V23H215ZM15 22V23H14ZM112 22V23H111ZM213 22V23H212ZM21 23V24H20ZM196 23V24H195ZM211 23H212V25H211ZM18 24V25H17ZM159 24V25H158ZM204 24H206V25H204ZM202 28H201V27ZM205 26V27H204ZM209 26V25H208ZM13 27V28H12ZM21 27V28H20ZM115 27V28H114ZM155 27H157V29H155ZM148 28H150V29H148ZM195 28V29H196ZM13 29V30H12ZM154 29V30H153ZM153 30V31H152ZM155 31V32H154ZM5 33V34H4ZM4 34V35H3ZM122 34V35H121ZM129 34V35H128ZM132 34V35H131ZM8 35V36H7ZM14 36V38H13V36ZM134 35V36H133ZM137 37H136V36ZM2 36V37H1ZM4 36H7L5 39H4ZM10 36V37H9ZM21 36V37H20ZM126 36V37H125ZM130 36L132 37L133 36V38H130ZM139 36H140V38H139ZM17 37H20V38H18V40H17ZM122 37V38H121ZM127 37H129L128 39H127ZM11 38V39H10ZM156 38H158L159 40H155ZM8 39H10V41L8 40ZM12 39H15L14 41L12 40ZM127 39V40H126ZM129 40V41H128ZM142 40H144L143 42H142ZM152 40V41H151ZM13 41V42H12ZM133 41V42H132ZM141 41V42H140ZM5 42V43H4ZM127 42H129V43H127ZM137 42H139V44H137ZM155 42H156V44H155ZM158 42H160V43H158ZM162 42H164V43H162ZM151 43H153L152 45H151ZM16 44L17 45H19V46H16ZM132 44V45H131ZM1 45V46H2ZM139 45V46H138ZM256 45V43H254V46ZM5 46H3V47H5ZM160 46V47H159ZM5 47V48H6ZM132 47V48H131ZM134 47V48H133ZM165 49H164V48ZM7 48V49H8ZM157 48H160L159 50H157ZM208 48V46H206V48H204V45H203V48L202 49H206L205 51H202V49H201V51H202V53H204V52H206L207 53V49ZM211 48V49H210ZM8 49V50H9ZM153 49V50H154ZM216 49V52H219V50H217L218 48H212V47H209V52L208 53H210V55H208V53H207V56H205L206 55V53H204V54H201V52L200 53H198V55H199V58L197 57V54H196V56H194V58H190V59H188V60H186V62H183V64H182V66L181 67H183L184 66V68H182V70L181 71H183L184 69H185V71H183L182 72V74L183 75H180V80H179V83H184V84H188L189 86L191 85V88H193V90H191V91H184L183 93L182 92H178V93H176V92H174V91H171V90H169V89H167V88H165L163 85H161L162 84V78H164L165 76H167V74L169 75V72H171V71H173V70H170V71H164V65H161L160 63V67H157L158 65L156 64H154V65H152L151 66V68H150V66L149 67H146V66H144L141 62H139V61H137V64H138V67L140 68V69H142L143 71H138L137 69H132V70H130V72L131 71H133V73L135 74V75H137V74H139V75H145V74H147V76L149 77V78H151V81H153L152 82V85H151V82L150 83H148L149 84V86L151 87V89H152V94H153V96H154V98L157 100V101H159L160 103H162V104H164V105H166L167 107H168V109L167 110H165L164 112L165 113H171L170 111H169V109L171 110V111H176L175 113H181V111L182 110H186V106H185V108L183 107L184 106V104H180V105H178L177 103H173L172 102V100H170L171 98L170 97H173V99L175 98V97H179V95L180 96H186V97H188V96H194V97H196L197 99H199V98H205L206 97V99L207 98H209V99H212V98H214L215 96H217V97H215V98H218V95H219V97H220V95L223 93V94H232V93H234V96H236L237 94H238V98L240 97V99H241V101H244V103L245 104H247L246 106L251 110V111H253V109H254V112L256 111V113L255 114H257V116L255 115V117H257L256 119L258 120V122L257 123H259V124H256V125H260V122H259V120L260 119H258V118H262L263 120L261 121V130H262V132L264 133V111H262V110H264V106L262 105V104H264V96L263 97H261L260 98V96H256L257 98H251L250 96V98H251V100H250V98H247V94H251L250 92H252V93H255L256 91H258V89H260L261 88V83L262 82H264V81H262V80H264V77H262V75H264V68H263V66H264V61H262L261 60V62H259L260 61V59L259 60H256L258 57L260 58V56L262 55V54H259V52H256V51H258L257 50V45H256V47L255 48H250V50L249 49H247V52H252V50L253 49H255V51L254 52H252V54L253 53H258L257 54V56L255 55V54H253L254 56L253 57H255L256 59H254V58H252V59H254V60H251V61H255L256 63H251V65H249L248 66V64H250V63H248L246 66L244 65L243 66V64H246V62L248 61H250L249 60V58H250V54L249 53H247L246 52V50H245V52L242 50V49H238V51L236 52L235 51V55L239 58V60H240V57H241V60H242V56L245 54V53H247L248 54V56H246V55H244L243 57H244V60H242V61H240V63L236 66L238 69L236 70V69H234V71L235 72H237V73H235L234 72V76L235 77H233V75H232V73L230 74V73H228L229 72V70L230 69H227L226 68V66L225 65H221L220 64V67L222 66H224V68L222 69V67H221V70L218 72L217 70L218 69H220V68H215L214 66H213V64H211V62H210V58L212 59L213 57L215 58V57H217L218 56V54L215 52H212L213 53V55L211 54V51L213 50H215ZM259 50H260V53H263V55H262V57H261V59L262 58H264V52H263V48H258ZM130 50H132V51H129ZM170 50H171V52H170ZM240 50H242L243 52H241ZM164 51V52H163ZM200 51V50H199ZM241 53H243V54H241ZM161 52H162V54H161ZM169 52V53H168ZM238 53H240L239 55H238ZM200 54H201V57H200ZM162 55V56H161ZM241 55V56H240ZM158 56H160V57H158ZM203 56H205L206 58L208 57L209 59L206 61V60H204L205 62H203V60L201 59ZM212 56V57H211ZM248 57L247 58V61H245L246 60V57ZM205 57H203V59L205 58ZM65 58V57H64ZM67 58H69V59H62L63 60V62L64 63H66V64H68L67 62L69 61V63H71V58L70 57H67ZM155 58V59H154ZM205 58V59H206ZM158 59V60H157ZM198 59V60H197ZM62 60H61V63H62ZM66 60V61H65ZM264 60V59H263ZM195 63L196 65V72H197V70L198 71H200L201 69V71L202 72H200V74H202L201 76H202V78L204 79V81L205 82H203V83H201V82H197V81H195V82H193V80H190L189 79V75H191V73H190V71H192L193 69L191 68V66L193 65V63ZM210 62V64H209V62ZM250 61V62H251ZM259 63H258V62ZM206 62H208V63H206ZM243 62H245V63H243ZM187 63V64H186ZM191 63V64H190ZM216 65H217V63H215ZM219 64V63H218ZM241 64V65H240ZM208 65V66H207ZM238 66H240V67H238ZM242 66H243V68H242ZM259 66V67H258ZM262 66V67H261ZM56 68V66H50V68L49 69H51V68ZM145 67V68H144ZM162 67V68H161ZM213 67L215 68V72L217 71V73H215V72H213ZM218 67H219V65H218ZM261 67V68H260ZM52 68V69H53ZM153 68V69H152ZM157 69V73L155 72V70ZM161 68V72H162V69H163V72H164V74L163 75H160V74H158L159 73V69ZM209 68V69H208ZM148 69V70H147ZM211 69H213L212 70V72L214 73H211V75H210V70ZM240 69V71L238 72V70ZM255 69V70H254ZM259 69H261V70H259ZM151 70H152V72H151ZM190 70V71H189ZM222 70H224V71H222ZM257 70V71H256ZM150 71V72H149ZM154 71V72H153ZM187 71V72H186ZM207 71H208V73H207ZM228 71V72H227ZM231 71V70H230ZM254 71H256V72H254ZM260 71H262V72H260ZM174 72V71H173ZM204 72V73H203ZM150 73V74H149ZM172 73V72H171ZM189 73V74H188ZM207 73V74H206ZM263 73V74H262ZM198 74V73H197ZM230 74V75H229ZM259 74H261V75H259ZM36 75H38V73H36ZM155 77H154V76ZM158 75V76H157ZM210 75V76H209ZM232 75V76H231ZM258 75V76H257ZM146 76V75H145ZM157 76V77H156ZM189 76V77H188ZM216 76V77H215ZM229 76V77H228ZM231 76V77H230ZM260 76H261V78H260ZM16 77V78H15ZM14 77V79H12L11 81L13 82V81H15L16 79H20V78H18L17 76H15ZM144 77V76H143ZM220 77H221V79H220ZM255 77V78H254ZM38 78V77H37ZM37 78L35 77V78H28L27 79V83H30L28 80H30L31 79V81H33V79H34V82L35 83H32L33 84V86H35V87H33V86H29L26 82H24V81H22L23 79L21 78V81L22 82H24L23 84L20 82V81H18L17 82V80L15 81V83L17 84L16 86H19L20 87V85H22L21 87H22V90H20V88H18V89H16V87L14 86L13 87V83L11 82V81H9V84H8V86H10L11 88H9V90L11 89L12 91L11 92H8L9 90H8V86L7 87H5L6 88V90L4 89V87L3 86H5L4 84H2L1 82V85H0V88H2L3 87V89L6 91V93H7V95L3 92L2 93V95H1V93H0V99H1V101H0V106L2 107L3 105H5L4 107H2L3 109H4V111H6L7 112V116H8V118L10 119V120H12V119H14V121L16 122V124H18V126H20V125H22L23 123V116L24 115H31V116H35V115H37V116H39V115H41V113H43L44 111H46V110H49V109H51V107L52 108H61V109H69L70 107V105H68L69 103H67V102H65V103H63V97L61 96H57V95H55L56 94V89H58V87L60 86V84H61V82L59 83V82H57L56 81V83L55 82H52V83H54V84H52V83H50V85L51 86H49L50 88L52 87V89H50V91H48V90H46V86H45V83H44V86L43 87H41V88H44L46 91H44V89H42L41 91H40V89L41 88H39V85L40 86H42V83L44 82L43 80V78L41 77L40 78V76H39V81L37 80ZM229 78V79H228ZM232 78V79H231ZM257 78V79H256ZM36 79V80H35ZM41 79H43V80H41ZM146 79V78H145ZM189 79V80H188ZM209 79V80H208ZM224 79V80H223ZM227 79H228V81H227ZM251 79H255L254 81L253 80H251L252 82L250 83V80ZM213 80V81H212ZM221 80V81H220ZM258 80H260V81H258ZM41 81H43L41 84L39 83V82H41ZM146 81H148L147 79H146ZM186 81H188V82H186ZM209 81V82H208ZM255 81H257V82H255ZM21 83L20 85H18V83ZM206 82H207V87H206ZM210 82H211V84H210ZM231 82V83H230ZM8 83V82H7ZM10 83H12V86H11V84ZM14 83V84H15ZM26 83V84H25ZM37 83V87H36V84ZM199 83V84H198ZM212 83H214L213 85H212ZM28 85L29 87H26V86H23V85ZM31 84V85H32ZM39 84V85H38ZM147 84V85H148ZM193 84H195V85H193ZM204 84V85H203ZM223 84V85H222ZM256 84H259L258 86H256ZM197 85V86H196ZM208 85H210V86H208ZM54 86V87H53ZM163 86V87H162ZM247 86H249V87H247ZM12 87L13 88H15L16 90H14V89H12ZM26 87V88H25ZM203 87H206L205 89L203 88ZM216 87H219V88H216ZM244 87V88H243ZM25 88V89H24ZM28 88V89H27ZM29 88H31V89H29ZM34 88L36 89V90H34ZM37 88H39V90H38V92L40 91L41 93H43V96H41L40 94V92H39V94H38V92H37ZM149 88V87H148ZM252 88H254V89H252ZM215 89H217L218 91H216ZM247 89H248V91H247ZM1 90V89H0ZM4 90H2V91H4ZM25 90V91H24ZM195 90V91H194ZM196 90H198V91H196ZM201 90V91H200ZM233 90H235V92L233 91ZM244 90V91H243ZM20 91V92H19ZM37 93H36V92ZM48 91V92H47ZM54 91V92H53ZM221 91V92H220ZM226 91V92H225ZM250 91V92H249ZM253 91H255V92H253ZM17 93V94H15V93ZM24 92V93H23ZM34 92H35V94H34ZM52 92V93H51ZM186 92V93H185ZM198 92V93H197ZM200 92H203V93H200ZM232 92V93H231ZM239 92H241V94H239ZM244 92H246L245 94H244ZM21 93V95L20 96H17V95H19ZM54 93V94H53ZM188 93V94H187ZM191 93V94H190ZM12 94H15V96H14V98H10L9 96L11 95V96H13ZM22 94H24V95H22ZM48 95V97H46L47 95ZM53 94V95H52ZM178 94V95H177ZM194 94V95H193ZM199 94H200V96H199ZM218 94V95H217ZM222 94V95H223ZM40 95V96H39ZM167 95H169L168 97H169V101H171L172 103H170V102H168V97H166ZM221 95V96H222ZM233 95V94H232ZM243 95H245V96H243ZM4 97V99L2 100V98ZM17 96V97H16ZM45 96V97H44ZM56 98H55V97ZM16 97V98H15ZM23 97H25V99L23 98ZM167 98V99H164V98ZM22 98V99H21ZM45 98H47V99H45ZM247 98V99H246ZM10 99V100H9ZM18 99H19V101H18ZM25 100V101H23V102H21V100ZM14 100H16V102L14 101ZM43 100V101H42ZM53 100V101H52ZM58 100V101H57ZM250 100V101H249ZM256 100L257 101H260V103H258V102H256ZM2 101H4V103H3V105H2ZM12 101H14L17 105H13L14 106V108L15 109H18L19 107V109L18 110H13L14 108H12V106H10V105H12V104H10ZM44 101H45V103H44ZM55 101V103L57 104V105H55L53 102ZM62 101V102H61ZM8 102V103H7ZM26 102V103H25ZM58 102V103H57ZM13 103V102H12ZM18 103H19V107H18ZM243 103V102H242ZM257 103V106L256 105H254L253 106V104H256ZM10 104V105H9ZM14 104V103H13ZM20 104H21V106H20ZM42 106H41V105ZM50 105V106H49ZM54 105V106H53ZM60 105V106H59ZM67 105V106H66ZM249 105V106H248ZM258 105H259V108H258ZM10 106V107H9ZM16 106H17V108H16ZM25 106V107H24ZM36 106V107H35ZM105 106H108V105H105ZM27 107V108H26ZM39 107V109L38 110H36V108H38ZM102 107V106H101ZM100 107V108H101ZM111 107H112V105H111ZM111 107H110V109H111ZM102 108H104V105H103V107ZM113 108H115V106L113 107ZM113 108L111 109V114H110V112H109V109L108 108H104V109H99V110H101L100 111V113L101 112H104V114H106L107 112L109 113V116L110 117H108V116H105V117H103L104 116V114L102 115L101 114V116H100V118L102 117V118H105V119H103L102 120V122L104 121V123L105 124H103L101 121H99V122H101V123H99L97 120H92L90 117H87V116H84V117H81V118H79V123H78V125H82L81 127H72V128H70V127H66V128H61V129H59V130H57V131H52V133H49L48 131H46V130H43L42 131V129L41 128H39V131H38V129H34L35 131H36V133L34 132V130H32V132L34 133V134H32V133H30V134H27V135H25V134H23V137L22 136H20V135H22L21 134V129H19V131H17V130H14V132H13V134H14V136L12 135V136H9V134H8V132H11V131H8V132H6L4 135H2L1 137H0V162H2V161H8L9 163H8V166H6L5 168H4V172L5 173H7V174H5V177L7 178V180H9V182L11 183L12 182V185L9 183V185H10V187L9 188H5V191H2V194L4 195V196H7V194H8V198H12L13 199V203L15 204L14 206H15V209L17 210V216L18 217H21V218H19L22 222L24 221L25 223H30L31 225L29 226V227H27L26 229H24L23 230V232L22 231H14V228H12V227H7V226H5V225H3L1 222H0V229L1 228H3V230L5 231L6 230V232L8 233L9 232V234H13L14 236H16V237H18V236H20V237H23V238H25L26 236H28V235H34V236H38V240H39V247L42 249H40L39 248V250H41L40 251V255H41V252H42V255H43V253L45 254V256H49L50 258H51V256H52V264H85V263H83V262H86L85 260L82 262V263H80L82 260H83V258L85 257V256H88V255H90V254H93L94 252L95 253H97L98 255H101V256H105L106 258H109V259H113V260H115L116 261V264H147V263H145L142 259L141 260H133L132 258H130V257H128V256H125V255H122V254H120V253H118L117 251H115V250H112V249H110L109 248V246L107 245V243H111V244H114V243H118V242H121V241H125L126 239H128V238H130L131 236H134V234L136 235H138L137 237H139V238H142V239H146V237L147 236H149V238L147 237V240H149V242H150V244L148 245V250H146V258H147V260L148 259H150L149 261H151V262H153V264H186V261H185V259L182 257V255L181 254H178V252H180L181 253V251L184 249V250H190V252L194 255V256H196V257H198V258H202L203 256H204V252L202 251V250H198L197 248H198V246H199V248H200V245L199 244H201L202 242H204L203 240L205 239V238H210L211 239V241H214V240H216L217 238L219 239V238H223V241L225 242L226 240H227V242H225V243H227V246H229V242H231L232 243V241H235L234 239L233 240H229L230 239V236L232 235L233 236V238L236 236V237H240L241 235H245L246 233L245 232H247V228H248V226H247V223L248 222H243L242 221V219L239 217L240 215H239V213H237L236 211H235V209H233V210H231L230 212H231V214H230V212H228V215L229 216H233V214H234V212H235V217L237 216V220H236V218H234V217H232V218H234V220L235 221H237V222H235V221H233L232 220V218L230 217V219L235 223V224H238V222L240 223V220L239 219H241V223L243 222L244 224H240V226L238 225V226H236L235 227V224L234 225H231V226H234L235 228H230L231 230H232V232H233V230L234 229H238V228H240V227H246L247 226V228H243V229H246V231L245 230H242L243 231V233H245V234H243L242 232H240V229H238V230H236V231H234L233 233H231V231H230V229H229V232L231 233H228L227 232V236L229 237V239H226L225 240V238L224 237H226V236H224V232L222 233V232H218V230L220 231V228H218V227H216V226H218L217 225V223L215 224V223H213V222H211L212 220L210 219V221H209V219H207V221L205 220V221H203V224L204 225H202V226H204L203 228H202V226L200 227V225H194V226H196L195 228H194V226L190 229V230H187V233L188 232H190L188 235H187V233L185 232V234L187 235V237H185V238H183L182 236H180V237H182L181 239H180V241L182 240V242H181V244H180V246L178 247L179 249H177V251H176V253L174 254V262H172V263H170V261H168V260H164V258H159L158 257V255H157V253L155 252V250L157 251L158 250V247L157 246H159V244H160V242L162 241V240H164V239H166L167 237H168V234L166 233V231L168 230V228L170 227V223H172L171 222V220L172 221H174V224L175 223H177L176 221H181L182 223H183V221H184V223L185 222H187L189 219H191L192 217H195V215H194V213L196 214V212H199V210L201 209V211L200 212H202L203 210H207V208L206 207H204V206H202L203 207V209H202V207H199V208H196L195 206H190L191 207V209H187L188 208V204L186 203V202H188V200L187 201H182L181 199V202H176V204L178 203V205H177V207H176V205H174L175 204V200L177 201V199H175V198H173L172 197V200L170 201V198H166V195H164L165 196V198L167 199H164V196H163V198H162V195H160L159 196V194H163L162 193V191H164V194L165 193H169V192H171V189H168L169 187L171 188V186L173 187V184H172V181L171 182H169L170 180L168 179V177L164 174V170L162 169V167L160 166V164L158 165V164H153L152 166L151 165H149V166H147L146 165V167H144L145 169L143 170V173H141V175L139 176L140 177V179L139 180H136V179H138L139 177H136L135 178V180H134V184H133V189L131 190V186L129 187L130 189H128V191L130 192V193H124V192H122L123 193V195L122 196H120V197H109L110 198V200H112V199H114L115 198V200H112L113 202V204L110 206L109 205V200H106V198H105V200H106V204H105V206H107V207H101L100 208V205H98L97 204V206H98V209L99 210H102V211H99L98 209V211H99V213L97 212V210H96V207L97 206H95V204H94V206H95V211H93L94 210V207H93V209H92V213H93V215L95 216V217H90V218H92V219H89V217H87V214L89 215V216H91L90 214H89V212L87 213V211L86 210H88V211H90L89 209L91 208V207H89V208H87V206H84V207H86V209L83 207L82 208V206H83V202H82V200L80 199L79 200V198H78V201H77V196H73V197H69L70 199H68V198H66L67 199V204L64 202L63 203V201H65V199L60 203L61 205V207H59L57 204H54L53 203V207H55V206H58V209L60 210V212H61V214L62 215H64V214H66V216H65V218H67L68 217V219H70V220H74V222L75 223H77L78 221H79V219H78V217L79 216H77L76 217V214L78 215V214H80V215H83V213L86 211V216H85V213H84V215H83V218H82V220L84 219V218H87V219H89V221H90V223H88V221H87V219L86 220H83V221H87V223L88 224H86V222H83L82 220H81V223H83L84 225L83 226H81V228L83 229V230H85L84 231V233H86V235L85 234H83V230H81L80 231V221L78 222L79 223V225H78V227H77V225L75 226V230L73 231L72 230V228H71V230L73 231V232H75L76 231V228L77 229H79L78 230V235L80 234V236H75L76 237V239L78 240H75V238L73 237L76 233H77V231H76V233H72V231L69 233V235H68V232H64L63 231V233H58V234H43V231L41 230H39V227L40 228H42L43 226H45L44 224H45V222H46V218H47V211L45 210V214H44V211L42 210L43 208L44 209H46V208H51L52 207V202H48V204L50 205H48L47 203H45L46 201L44 200V204H43V202L41 201V200H39L41 197H38L37 199L34 197L35 195H34V192L36 191V193H37V195L38 194H40V193H38V192H43V191H46L47 189L46 188H49V187H46V186H48L47 185V183L42 179V178H38L37 176H35V174L33 173V169H32V166L35 164H32V165H30V167L29 166H27V165H25V164H30V162H29V159L30 158H32V155L33 156H36L37 157V159L35 158V160L37 161L38 160V158H40V159H42V160H49V162H52V163H54L55 164V166H56V164L58 165H60L61 163H64L65 161H67V159H71V161L73 160H77V162H79L78 160H80L81 161V159L83 160V159H85L84 157H85V154H86V157H87V153H88V155H90V156H92V155H95L96 156V154L97 155H99V156H97V157H101V155L100 154H102L105 150H107L108 152H109V148H107V147H105L104 146V144H106V142H107V138H108V133L106 132L107 131V129H108V127L109 126H111L113 123H114V121H111L112 119L113 120H115V119H117V117L116 116H118L119 117V115H121V114H124L125 112H122L123 110H121V111H119V109H114V111H113ZM117 108V107H116ZM261 108H263V109H261ZM7 109V110H6ZM9 109V110H8ZM105 109H107V110H105ZM260 111H259V110ZM28 110V111H27ZM115 110H118V111H116L115 112ZM250 110H248L249 111V113L251 112ZM21 111H23V112H25V114L24 113H22ZM27 111V112H26ZM40 111H41V113H40ZM106 111V112H105ZM257 111H259V112H261V116L262 117H260L259 116V114L257 113ZM12 112V113H11ZM113 112H115V113H113ZM118 112H120V113H118ZM122 112V113H121ZM183 112V111H182ZM253 112V113H254ZM10 113V114H9ZM22 113V114H21ZM116 114V115H115ZM251 114V113H250ZM106 115H108V114H106ZM19 117V118H16V117ZM112 116V117H111ZM259 116V117H258ZM15 117V118H14ZM36 117V116H35ZM108 117V118H107ZM255 117L253 116V119H254V121H256V119H255ZM89 118V119H88ZM99 118V119H100ZM16 119V120H15ZM18 119V120H17ZM84 119H87V122H86V120H84ZM90 119H91V122H90ZM107 119V120H106ZM20 120V121H19ZM83 120V121H82ZM81 121H82V123H81ZM85 121V122H84ZM96 121H97V123H96ZM106 121H108V122H106ZM92 122H93V124H92ZM111 122H112V124H111ZM20 123V124H19ZM94 123H96V124H94ZM98 123L101 125L102 124V126H97L98 125ZM107 123V124H106ZM109 123V124H108ZM185 121H184V123H183V121L179 124V130H183L182 131V133L184 132V131H186V132H184V134H186L187 136H185L184 134L182 135H180V133H181V131H179V133H178V136H177V143H178V145L176 144V154H178V156H177V158H178V160L179 161H181L182 162V160L184 159V157L185 156H189L191 153H190V150L191 149H188V147L190 148V143H194L195 142V140H196V142H198L199 141V139H198V136L199 135H201V137L204 135V133H202V131L203 130H201V131H199V130H193V131H191V129H187V128H185V127H188L187 126V123H186V126H185ZM256 123V122H255ZM77 125V126H78ZM109 125V126H108ZM180 126H181V128H180ZM182 126L184 127V128H182ZM6 127V126H5ZM7 128V127H6ZM107 128V129H106ZM260 128V127H259ZM41 130V131H40ZM88 130H91L90 132H88ZM198 131H199V135H197L198 134ZM16 132V133H15ZM17 132H19V133H17ZM86 132V133H85ZM192 132V133H191ZM23 133V132H22ZM90 133V134H89ZM92 133V134H91ZM94 133V134H93ZM191 135H190V134ZM203 135H202V134ZM18 135V136H16V138H15V135ZM193 134V135H192ZM7 135H8V137H9V139L8 138H6L7 137ZM25 135V136H24ZM29 135H31V136H29ZM84 135H86L85 137H84ZM92 135V136H91ZM20 136V137H19ZM27 136V137H26ZM107 136V137H106ZM179 136H182L181 138H183V139H181ZM189 136V137H188ZM194 136V137H193ZM12 137V138H11ZM19 137V138H18ZM106 137V138H105ZM185 137V138H184ZM11 138V139H10ZM188 138V139H187ZM194 140V142L192 141L191 142V140ZM200 138V137H199ZM6 139V140H5ZM14 139V141H12ZM89 139V140H88ZM181 141H180V140ZM10 140V141H9ZM106 140V141H105ZM198 140V141H197ZM201 140V139H200ZM202 140H203V137H202ZM201 140V141H202ZM8 143H7V142ZM12 141V142H11ZM101 141H103V142H101ZM104 141H105V143H104ZM4 142H6L7 144H5ZM84 142V143H83ZM90 142V143H89ZM4 143V144H3ZM87 143L89 144V145H87ZM92 143V146L90 145ZM104 143V144H103ZM101 144V145H100ZM8 146V147H7ZM10 146V147H9ZM85 146H87V147H85ZM186 146V147H185ZM85 147V148H84ZM3 148H4V150H3ZM7 148V149H6ZM82 148H83V150H82ZM90 148V149H89ZM107 148V149H106ZM103 149H104V151H103ZM182 151V155H180L179 153H181V151ZM186 149H188L187 151H186ZM4 151L3 153H1V151ZM7 150V151H6ZM75 150H77V151H75ZM82 152H81V151ZM86 150H88V151H86ZM179 150V152H177ZM183 150H185L186 152H183ZM7 153H6V152ZM90 151V152H89ZM76 152H78V153H76ZM81 152V153H80ZM51 153H52V155H53V153L54 154H58V155H56L57 157H59V156H61L62 158L60 159V158H58V159H51V156H49V154L51 155ZM72 153V154H71ZM74 153V154H73ZM89 153H92V154H89ZM106 154H107V152H105ZM105 153L103 154V155H105ZM190 153V154H189ZM5 154V155H4ZM8 154V155H7ZM25 154L26 155H30V154H32L31 156H25ZM188 154V155H187ZM193 154V153H192ZM192 154L189 156V157H191L192 156ZM180 155V156H179ZM3 156V157H2ZM17 156H20L19 157V159H18V157ZM27 158V159H25V157ZM54 156V155H53ZM52 156V157H53ZM24 157V158H23ZM89 157V156H88ZM187 157H185V159H184V161H183V163L182 164H184V166L186 167V165L185 164H187V163H190V162H192V161H188L187 162V160L186 159H188L189 160V157L187 158ZM13 158V159H12ZM34 158V157H33ZM22 159V160H21ZM24 159V160H23ZM63 159H66L64 162H62V160ZM180 159H182V160H180ZM26 160H28V162L26 161ZM34 160V161H35ZM47 160L44 162L45 164H46V162H47ZM13 161V162H12ZM15 161V162H14ZM18 161V162H17ZM21 161V162H20ZM24 163H23V162ZM26 161V162H25ZM33 161V162H34ZM70 160H68V162H69ZM72 161V162H73ZM49 162H47V164L49 163ZM71 162V163H72ZM186 162V163H185ZM196 162V161H195ZM12 164V166H11V164ZM14 163V164H13ZM15 163H17V165L15 164ZM22 163V164H21ZM36 163H42V161H40L39 162V160H38V162H36ZM52 163H50V164H52ZM73 163H75V162H73ZM193 163V164H192ZM192 163H190L189 165H192L191 167H193V165L195 166V167H193V168H196L197 166H196V164L194 163V162H192ZM221 164H223V163H221ZM24 166V167H22L21 168V171L19 170V167H21V166ZM155 165H157V167H154ZM14 166V167H13ZM158 166H159V169H158ZM187 166H188V164H187ZM221 167H219V165L217 166V167H219L218 168V170H221L223 167H224V164L223 165H220ZM223 166V167H222ZM15 167H17V168H15ZM26 167H28V168H30L31 170H29V171H27L28 170V168H26ZM143 168V167H142ZM158 169V171L156 170V169ZM188 168V171L190 170L189 168H190V166H188L187 167ZM193 168H191V170H190V174H192L193 172H194V170L195 169H193ZM221 168V169H220ZM224 168H226L227 169V165H226V167H224ZM18 170V172H17V170ZM138 169V168H137ZM141 169V168H140ZM225 169V170H226ZM157 171V173L155 172V171ZM161 170V171H160ZM162 170H163V172H162ZM13 171V172H12ZM19 171H20V173H19ZM31 171V172H30ZM138 171H139V169H138ZM160 171V172H159ZM193 171V172H192ZM222 171V170H221ZM140 172H141V170H140ZM154 172V176L152 177L153 179L151 180V178H150V175L152 174ZM155 173L156 174H158L157 175V178H156V176H155ZM32 174V175H31ZM165 176H164V175ZM11 175V176H10ZM31 175V176H30ZM85 176H86V174H84ZM82 176V175H77L76 177L74 176V177H72V176H69V177H71V178H69V177H66L65 179H63V182H64V184H70V183H77V182H79L80 184H82L83 186H86V187H94V185L96 184H98V182L97 181H99V179H101V182L103 181V179L102 178H99L98 179V177H96V176H94L93 174L92 175H90L89 173H87V175L88 176ZM10 177V178H9ZM84 177V178H83ZM89 177H94L93 179H91V178H89ZM149 177V178H148ZM165 177H167L166 179H165ZM146 178V179H145ZM154 178H156V179H154ZM200 178H201V183H203V181L206 179L207 180V177L205 178L203 175H200L199 177H198V175H197V177H191L190 178V181L192 182L193 181V183L195 184L196 182H197V184L199 183V181H200ZM10 179H11V181H10ZM31 179H33V180H31ZM42 179V180H41ZM67 179V180H66ZM80 179V180H79ZM89 180V182L87 183V181ZM142 179H143V182H142ZM145 179V180H144ZM150 179V180H149ZM196 181H195V180ZM79 180V181H78ZM83 180V181H82ZM87 180V181H86ZM93 180V181H92ZM96 180V181H95ZM155 180H156V182H155ZM169 180V181H168ZM38 181V182H37ZM42 181H44L45 183H42ZM152 181H153V183H152ZM157 181H158V183H157ZM41 182V183H40ZM97 182V183H96ZM141 182V183H140ZM161 182H162V184H161ZM94 183V184H93ZM157 183V184H156ZM200 183V184H201ZM36 184H39V185H36ZM93 184V185H92ZM140 184V185H139ZM149 184V185H148ZM153 184H155V185H153ZM172 184V185H171ZM197 184H196V186H197ZM45 185V186H44ZM95 185V186H96ZM143 185V186H142ZM153 185V186H152ZM139 186V187H138ZM147 186H149V187H147ZM154 186H156V189H155V187ZM143 187V188H142ZM15 188V189H14ZM158 188V189H157ZM160 188V189H159ZM9 189V190H8ZM154 189V190H153ZM40 190V191H39ZM131 190V191H130ZM143 190H144V192H143ZM159 190V192H157ZM168 191V192H165V191ZM28 191V192H27ZM38 191V192H37ZM128 191H126V192H128ZM153 191L156 193L157 192V194H154L153 193ZM6 192V193H5ZM27 192V193H26ZM134 192V193H133ZM141 194H140V193ZM14 193H16L17 195L16 196H12V195H15ZM25 193V194H24ZM29 193V194H28ZM33 193V194H32ZM138 193V194H137ZM9 194H10V196H9ZM121 194V193H120ZM125 194H126V196H125ZM128 194V195H127ZM133 194V195H132ZM136 194V195H135ZM143 194V195H142ZM19 195V196H18ZM25 195V196H24ZM34 195V196H33ZM138 195V196H137ZM140 195V196H139ZM154 195V196H153ZM172 196V194H168V196L169 197H171ZM24 196V197H23ZM33 196V197H32ZM114 196V195H113ZM130 196V197H129ZM153 196V197H152ZM157 196H159L158 198H157ZM26 197L28 198H30L31 197V200H29V198H28V200L26 199ZM122 197V198H121ZM140 197V198H139ZM143 197V198H142ZM155 197L157 198V199H160L161 201H162V199H163V203L164 202H167L168 200L170 201V202H168V203H166V204H162L161 203V201L159 200H157V199H155ZM15 198V199H14ZM32 198H34V199H32ZM152 198V199H151ZM21 199L23 200V201H21ZM42 199V198H41ZM75 201H77V202H75ZM98 199H100V198H98ZM97 199V203L100 201V200H98ZM101 199H103V198H101ZM125 199H127V200H125ZM129 199V200H128ZM134 199V200H133ZM139 199V200H138ZM140 199H141V201L142 202H139L140 201ZM148 200V202L147 201H144V200ZM149 199H150V201H149ZM20 200V201H19ZM27 200V201H26ZM41 201V202H39V203H35V201ZM69 200H71V201H74L76 204H74V202H70ZM165 200V201H164ZM179 200V201H180ZM195 200V199H194ZM194 200H190L189 199V201H194ZM29 201H32V203H29ZM101 201H104V199L103 200H101ZM107 201H109V202H107ZM174 201V203L172 204V202ZM34 202V203H33ZM81 203L79 206L77 205V203ZM126 202V203H125ZM134 202H137V203H134ZM139 202V203H138ZM157 202V203H156ZM160 202V203H159ZM184 202V203H183ZM29 203V206L28 205H26V204H28ZM78 203V204H79ZM83 203V204H82ZM100 203H102V202H99V204ZM107 203H108V205H107ZM123 203H124V205H123ZM141 203H143V204H141ZM169 203H170V205H169ZM23 204V205H22ZM40 204V205H39ZM42 204V205H41ZM103 204V203H102ZM122 204V206H124V208L122 207V206H120ZM135 204H136V207H135ZM137 204H138V206H137ZM140 204V205H139ZM144 204H147L151 209H152V211L154 212L155 211V213H151V215H149V214H146V213H142V210H140L139 211V209H140V206H142V205H144ZM159 204V205H158ZM162 204V205H161ZM21 205V206H20ZM25 205L27 206V207H25ZM37 205V206H36ZM48 207H47V206ZM63 205V206H62ZM73 205H75V206H73ZM127 205V206H126ZM103 206V205H102ZM119 206H120V208H119ZM175 206V207H174ZM30 209H29V208ZM43 207V208H42ZM110 207V208H109ZM129 207V208H128ZM137 207H138V209H137ZM168 207V209H166ZM169 207H171V208H169ZM175 209H174V208ZM185 207V208H184ZM55 208H57V207H55ZM60 208H62V210L60 209ZM80 208V209H79ZM105 208H107V210L105 209ZM117 208V210H115ZM160 208V209H159ZM194 208H196V209H194ZM206 208V209H205ZM28 209V210H27ZM35 209H36V211H35ZM38 209H40V211H38ZM81 209L83 210V212L81 211ZM122 209H124V210H122ZM134 209H135V211H134ZM154 209H156V210H154ZM161 209H162V211H161ZM174 210V211H172V210ZM25 210H26V212H25ZM32 210V211H31ZM41 210H42V212H41ZM64 210V211H63ZM138 210V211H137ZM189 211L190 212V215H188L189 213H187L186 211ZM191 210V211H190ZM194 210H195V212H194ZM81 211V212H80ZM123 211H124V213H123ZM130 211H131V213H130ZM171 211V212H170ZM178 211V212H177ZM233 211V212H232ZM27 212H29V213H27ZM64 212H67V213H64ZM95 212H96V215H95ZM129 212V213H128ZM139 212V213H138ZM169 212V213H168ZM175 212H177L178 213V215H177V213H175ZM186 212V216L185 215H183L184 213ZM204 212H207V211H204ZM204 212H202V213H199V214H203ZM27 213V215L29 216H27V215H25ZM38 213H43L44 214V216H46V218L44 219L43 218V214H41L40 215V217H39V214ZM71 214V215H69V214ZM135 213V214H134ZM173 213H175V214H173ZM264 213V212H263ZM24 214V215H23ZM36 214H38V215H36ZM73 214V215H72ZM99 214V215H98ZM124 214V215H123ZM128 214V215H127ZM144 214V215H143ZM155 214H156V216H155ZM193 216H192V215ZM198 214V213H197ZM98 215V216H97ZM111 215V216H110ZM119 215V216H118ZM173 215H175V216H173ZM181 215V216H180ZM187 215H188V217H187ZM261 215V214H260ZM259 215V216H260ZM70 216H71V218H70ZM85 216V217H84ZM124 216V217H123ZM127 216H129V217H127ZM137 216V217H136ZM146 216V217H145ZM191 216V217H190ZM228 216V217H229ZM264 216V215H263ZM28 218L29 220H27V219H24V218ZM74 217V218H73ZM76 217V218H75ZM116 217H117V219H116ZM118 217H120V218H118ZM123 217V218H122ZM127 217V218H126ZM133 217V218H132ZM152 217V219H150ZM163 217H165V218H163V220L165 221V219H166V225L164 226V225H162V226H160L161 225V223H163L164 224V221L162 220L161 221V219ZM172 217V218H171ZM186 217L188 218L187 220H186ZM261 217H262V215H261ZM260 217V218H261ZM42 218V219H41ZM80 218V217H79ZM109 218V219H108ZM119 220V222H116V220ZM135 218H136V220H135ZM148 218V219H147ZM257 219H258V216L256 217ZM263 218L264 217H262V222L260 221V219H258L260 222H261V224L259 225V221H257L258 222V224L256 225V226H253V225H250V224H253V223H255L254 221H256V220H253V223H252V221H250L249 222V225L250 226H253V227H255V228H252L253 230L255 229V233L253 234V230H252V233L250 234L249 233V231L251 232V229H249V231L247 232L248 234H246L247 235V238L251 241L252 240V237H251V235L254 237L253 239V242L255 243V254H256V257L258 258V257H260V258H258V260L256 261V263H254V264H260V263H262L264 260H263V258L264 257H262V256H264V220H263ZM22 219H24V220H22ZM114 219V220H113ZM141 219V220H140ZM143 219V220H142ZM146 219V220H145ZM155 219H158V221L157 220H155ZM159 219H160V221H159ZM169 219V220H168ZM171 219V220H170ZM175 219H177V220H175ZM179 219V220H178ZM247 219V218H246ZM255 219V218H254ZM27 222H26V221ZM127 220V221H126ZM139 220V221H138ZM153 220V221H152ZM239 220V221H238ZM243 220H245L244 218H243ZM247 220H249V219H247ZM252 220V219H251ZM111 221V222H110ZM113 221V222H112ZM141 221V222H140ZM144 221H146V222H144ZM148 221V222H147ZM156 221V222H155ZM168 221H170V223H168ZM214 221V220H213ZM35 222H36V224H35ZM38 222V223H37ZM116 222V223H115ZM123 222H125L124 224H123ZM138 222V223H137ZM151 222V223H150ZM161 222V223H160ZM209 222V223H208ZM141 223H143V225L141 224ZM145 223H146V225H145ZM154 223V224H153ZM158 223V224H157ZM160 223V224H159ZM182 223H177V225H180L181 227H182ZM183 223V224H184ZM212 223V224H211ZM41 224L43 225V226H41ZM85 224H86V226L87 225H89L88 226V228L87 227H85ZM107 224V225H106ZM148 224V225H147ZM153 224V225H152ZM167 224H169V225H167ZM116 225V227H114V226ZM117 225L119 226V227H121L122 228V230H123V232H122V230L120 229L119 230V227H117ZM125 225V226H124ZM159 225V226H158ZM176 225V226H177ZM216 225V226H215ZM242 225V226H241ZM244 225V226H243ZM38 226V227H37ZM111 226V227H110ZM122 226H124V227H122ZM131 228H130V227ZM169 226V227H168ZM172 226V225H171ZM179 226V227H180ZM184 226V225H183ZM197 226H198V228H199V230H198V228H197ZM206 226H207V228H206ZM220 227H223L222 225H219ZM85 227V228H84ZM104 227V228H103ZM141 227V228H140ZM143 227V228H142ZM159 227H160V230H159ZM162 227V228H161ZM168 227V228H167ZM230 226L229 225H226L225 226V228H229ZM36 228L38 229V230H36ZM54 228H56V226H54ZM102 228V229H101ZM105 228H107V229H105ZM197 228V229H196ZM208 230V232H206V229ZM214 228H218L217 230L216 229H214ZM224 228V229H225ZM88 229V230H87ZM126 229H127V231H126ZM167 229V230H166ZM196 231V232H194V230ZM200 229H202V230H200ZM203 229H205V231L203 230ZM214 229V231H212V232H210L211 230H213ZM129 230V231H128ZM161 230H162V232L163 233H165V234H163L162 232H161ZM166 230V231H165ZM228 230V229H227ZM40 231V232H39ZM70 231V230H69ZM104 231H107L108 233H105ZM223 231V230H222ZM245 231V232H244ZM257 231V232H256ZM23 234H22V233ZM81 232H82V234H81ZM99 232H100V234H99ZM130 232V233H129ZM160 232V233H159ZM198 232V233H197ZM112 233H114V234H112ZM139 233V234H138ZM144 233H145V235H144ZM205 233V234H204ZM207 233V234H206ZM242 233V234H241ZM18 234V235H17ZM39 234V235H38ZM90 236H89V235ZM147 234V235H146ZM183 235V236H186V235ZM230 234V235H229ZM82 235L84 236V237H82ZM103 238H105L104 240H102V237ZM107 235V236H106ZM110 236V238H109V236ZM114 235V236H113ZM223 235V237H221ZM225 235H226V232H225ZM235 235V236H234ZM246 235H245V239L247 240V238H246ZM248 235H250L249 237H251V238H249L248 237ZM59 238H58V237ZM85 236H86V239H84L85 238ZM105 236V237H104ZM112 236V237H111ZM125 236H126V238H125ZM203 236V237H202ZM49 237V238H48ZM52 237V238H51ZM121 237H123V238H121ZM161 237V238H160ZM73 238H74V240H73ZM82 238L84 239V240H82ZM108 238V239H107ZM227 238V237H226ZM244 237H242V239H243ZM202 239V240H201ZM208 239H205V240H207L208 241ZM217 239V240H218ZM236 239V238H235ZM239 239H241V237L239 238ZM241 239V240H242ZM244 239V240H245ZM47 240V241H46ZM55 240V241H54ZM75 241V242H73V241ZM185 240V241H184ZM187 240V241H186ZM201 240V241H200ZM238 240V239H237ZM240 240V242H243V241H241ZM246 240H245V242H246ZM51 241H53L52 243H51ZM80 241V242H79ZM82 241V242H81ZM84 241V242H83ZM91 241V242H90ZM210 241V240H209ZM229 241V242H228ZM45 242V243H44ZM66 242V243H65ZM77 242V243H76ZM65 243V244H64ZM78 243H79V245H78ZM89 243H91V244H89ZM154 243V244H153ZM230 243V245L232 246V244ZM55 244V245H54ZM185 244V245H184ZM50 245H52V246H50ZM73 245H74V248H73ZM89 245V246H88ZM259 245V246H258ZM50 246V247H49ZM92 246V247H91ZM231 246H229V248L231 247ZM46 249H45V248ZM63 247V248H62ZM67 247V248H66ZM71 247V248H70ZM155 247H156V249H155ZM225 247V246H224ZM262 247H263V249H262ZM60 248V249H59ZM65 248V249H64ZM69 248V249H68ZM153 250H152V249ZM186 248V249H185ZM228 247H226V248H224L223 250L224 251H222V254L221 255H223V253L224 252H229V249ZM57 249V250H56ZM94 249V250H93ZM182 249V250H181ZM197 249V250H196ZM226 249V250H225ZM229 249V250H228ZM259 249V250H258ZM67 250H69V251H67ZM111 250V251H110ZM152 250V251H151ZM231 250H232V248H231ZM262 250V251H261ZM65 251V252H64ZM94 251V252H93ZM148 251V252H147ZM149 251H151L152 252V254L149 252ZM60 252H61V254H60ZM64 252V255L62 254ZM71 252V253H70ZM73 252H75V253H73ZM114 252V253H113ZM117 252V253H116ZM154 252V253H153ZM231 252H233V251H231ZM57 253V254H56ZM73 253V254H72ZM151 255H150V254ZM258 253V254H257ZM262 253V254H261ZM149 254V255H148ZM153 254H156L155 255V257H154V255ZM196 254V255H195ZM41 255V256H42ZM56 255V256H55ZM61 255H63V256H61ZM68 255H70V256H68ZM203 255V256H202ZM229 255V256H228ZM224 257L223 258H226V256H227V258L228 259H230V257H232V253H227L226 254V256L225 255H223ZM43 257H44V255H43ZM54 257V258H53ZM68 257V258H67ZM151 257H152V259H151ZM179 257H181V258H179ZM221 256H219L218 255V257H217V259L218 258H220ZM129 258V259H128ZM179 260H178V259ZM222 258V257H221ZM223 258H222V260H223ZM262 258V259H261ZM70 259V260H69ZM79 259V260H78ZM85 259V258H84ZM162 259V260H161ZM228 259H227V261L225 262L224 260V262L222 261V260H218V261H221V262H219L218 263V261H217V263L216 264H227L229 261H228ZM133 260V261H132ZM226 260V259H225ZM80 261V262H79ZM138 261V262H137ZM168 261V262H167ZM184 261V262H183ZM79 262V263H78ZM164 262V263H163ZM165 262H167V263H165ZM91 262H89V264H90ZM92 264V263H91ZM102 264H109L107 261H105V262H103ZM198 264H202V262H200V263H198ZM228 264H231L230 262L228 263Z\"/></svg>",
	"mask_w": 264,
	"mask_h": 264
}]
</instances>
